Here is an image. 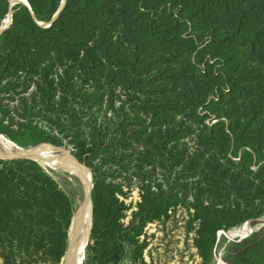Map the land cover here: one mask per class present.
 Returning <instances> with one entry per match:
<instances>
[{"label": "trees", "instance_id": "obj_1", "mask_svg": "<svg viewBox=\"0 0 264 264\" xmlns=\"http://www.w3.org/2000/svg\"><path fill=\"white\" fill-rule=\"evenodd\" d=\"M112 1L119 4L123 23L143 36L158 38L165 53L155 57L150 42L134 38L126 54L99 46L113 73L107 83L91 81L89 88L76 91L91 90L100 99L116 93L124 102L106 107L112 126L102 123L90 130L88 126L93 142L71 133L72 154L92 175V261L145 264L142 232L165 217L175 199L150 188L141 190L137 210L126 224L129 209L120 200L124 194L95 166L97 155L102 149L116 154L156 145L162 150L150 131L160 130L164 119L176 115L230 170L249 176L245 184L233 182L234 192L264 198V0ZM28 3L30 10L22 5L13 9L12 23L0 35V80L13 73L26 78L42 75L46 80L45 65L66 51L91 44L92 30L102 28L110 8L107 0H65L52 21L61 0ZM7 14L6 0H0V25ZM87 59L79 73L86 81L102 77L99 64ZM72 85L63 84L65 95H74ZM0 134L20 147L62 146L50 129L29 121L11 130L0 120ZM115 140L123 148L115 151ZM247 203L249 210L194 206L198 222L194 247L205 263L212 259L219 232L263 214ZM73 216L70 199L37 162L0 158V264H61ZM226 263L264 264V229L231 243Z\"/></svg>", "mask_w": 264, "mask_h": 264}, {"label": "rangeland", "instance_id": "obj_2", "mask_svg": "<svg viewBox=\"0 0 264 264\" xmlns=\"http://www.w3.org/2000/svg\"><path fill=\"white\" fill-rule=\"evenodd\" d=\"M64 1L61 0V7ZM6 3L8 14L1 22L0 30L9 28L11 25L15 7L22 5L30 10L28 0H6ZM107 4L110 8L105 10V23L101 29L92 30V43L80 49L66 51L59 59H52L45 65V68L49 70L46 80L42 79V75L26 78L23 74L15 73L8 77H1L0 120L4 128L10 127L11 130H15L16 124L29 121L32 125L48 131L50 129L62 146L44 145L54 148L57 156H61L60 153L65 151L77 161L72 154L74 149L71 145L73 142L71 133H79L86 141L93 142L94 139L90 137L91 132L87 131L88 126L89 130L90 127L99 126L102 123L112 126L109 122L112 119L111 112L105 109L110 103H114L115 106H119L120 102L123 103L124 98L120 94L113 93L111 96L100 99V95L91 90L76 91L81 86L89 88L91 81L107 83L110 74L113 73L102 59L99 46L126 54L129 42L134 38L139 42H150L155 48V57L163 56L165 47L158 38L143 36L130 25L123 23L119 19L120 7L117 2L107 0ZM234 8L232 7L231 10ZM88 56L91 62L99 64L102 77L86 81L82 72L79 73L80 66L89 62ZM147 56L149 57L150 53ZM72 60L73 62L70 63ZM71 82H73L71 88L74 95H65L62 86L64 83L71 84ZM112 88L119 92L118 87ZM207 123L210 124V120ZM162 124L160 130L150 131L157 138L162 150H158L156 145L147 151L138 152L136 149L133 152L125 151L116 154H113L114 151L111 149H102L97 155L95 166L101 168L107 181L120 186L124 194L120 200L124 201L129 209L124 220L126 224L130 222L132 214L137 210L141 190L150 188L169 194L175 199V206L167 215L148 224L142 232L140 241L146 244L143 252L145 264H227V249L231 243L239 242L252 233L264 229V198L258 197L254 192L248 195H239L234 192L231 189L233 182L237 185L245 184L250 180L249 176L238 170H230L228 164L224 163L215 151L206 148L195 132L183 124L180 117L172 115V120L164 119ZM0 136L4 140L5 149L10 152L19 153L33 148L20 147L6 136L2 134ZM113 148L117 151L123 148V145L119 140H115ZM0 155L2 156L3 153ZM38 164L65 192L73 204L74 215H76L84 199L80 179L58 167L53 169ZM88 171L92 178L89 169ZM222 172H224L223 175H221ZM247 201H250L258 214L261 210L263 214L254 220L246 221L237 228L219 232L213 247L212 259L205 263L194 247L195 231L198 226V222L194 219V206L202 204L214 205L221 209L249 210ZM77 222L74 238L72 235L70 238L71 247L72 240H77L78 235L82 237L79 233L87 227L84 220L80 219ZM90 248L89 241L82 264H95L92 261ZM70 250L69 245L67 255L61 264ZM126 262L129 264V261Z\"/></svg>", "mask_w": 264, "mask_h": 264}, {"label": "bare ground", "instance_id": "obj_3", "mask_svg": "<svg viewBox=\"0 0 264 264\" xmlns=\"http://www.w3.org/2000/svg\"><path fill=\"white\" fill-rule=\"evenodd\" d=\"M5 148L6 146H4V140L0 136V153H3V155L2 156L0 155V157L5 158V159H10L12 157H18V158H25V159L33 160L49 168L54 169L55 167H58L62 170L68 171L70 174L80 179L82 184H84L85 189H87V206H86V210L82 214V217H80L81 221L84 220L87 227L86 228L84 227L83 231H80L79 233L80 235H82L81 238H83V243H85L87 239V235H88L89 226H90V208L88 204V191L91 187V177H90V173L88 169L83 167L81 164H78L65 151H62L60 153L61 156L55 155L54 153L55 149L48 145L42 144V145L33 147L31 149H28V150L20 151L19 153L10 152L8 149H5ZM76 219H78V217L77 218L75 217L74 223L70 229V238H71V235L73 236L74 234L75 227L78 226L77 223H75ZM76 252H77L76 240L73 239L71 250L67 258L64 260L63 264H82L83 260L81 259L80 256L78 258ZM76 258H78V260Z\"/></svg>", "mask_w": 264, "mask_h": 264}, {"label": "water", "instance_id": "obj_4", "mask_svg": "<svg viewBox=\"0 0 264 264\" xmlns=\"http://www.w3.org/2000/svg\"><path fill=\"white\" fill-rule=\"evenodd\" d=\"M62 7L60 8V10L58 11V13L53 17V20L54 21L57 17V15L59 14V12L61 11ZM8 27L6 28H3L0 30V34L6 30ZM10 159H25V158H18V157H14V158H10ZM33 161V160H32ZM36 162V161H35ZM77 162V161H76ZM38 163V162H37ZM78 163V162H77ZM79 164V163H78ZM82 188H83V191H84V199L83 201L81 202L77 212H76V215L73 216L72 218V221H71V225H70V228H69V231H68V240H69V245H70V248H71V239H70V229L74 223V220H75V217L77 218V215H78V219H76V222L75 223H78L77 221L79 220L80 217H82V214L84 213V211L86 210V206H87V189H85L84 187V184H82ZM91 190H92V178H91V187L88 191V204H89V208H90V226H89V230H88V235H87V239L85 241V243H83V238H81L79 235L77 236V240H76V246H77V256L79 258V256L81 257V259L83 260L84 259V253H85V249L89 243V235H90V230H91V225H92V206H91ZM75 253V254H76ZM78 258H76L78 260ZM76 260V261H77Z\"/></svg>", "mask_w": 264, "mask_h": 264}]
</instances>
